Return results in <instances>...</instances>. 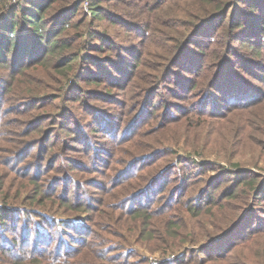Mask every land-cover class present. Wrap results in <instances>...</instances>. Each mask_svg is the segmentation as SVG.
Segmentation results:
<instances>
[{
	"label": "rangeland",
	"instance_id": "374dc122",
	"mask_svg": "<svg viewBox=\"0 0 264 264\" xmlns=\"http://www.w3.org/2000/svg\"><path fill=\"white\" fill-rule=\"evenodd\" d=\"M28 1L0 0V264L34 249L60 264H264V201L239 183L264 174V102L249 97L264 79L240 58L233 7L220 13L232 0H35L51 3L44 36L68 46L54 54L17 15ZM96 28L116 48L89 57ZM181 236L199 242L169 248Z\"/></svg>",
	"mask_w": 264,
	"mask_h": 264
},
{
	"label": "trees",
	"instance_id": "16d2710c",
	"mask_svg": "<svg viewBox=\"0 0 264 264\" xmlns=\"http://www.w3.org/2000/svg\"><path fill=\"white\" fill-rule=\"evenodd\" d=\"M102 0H99V2H101ZM262 2V0H259ZM258 0H232L231 4L227 5V7L224 9L222 8L220 11V13H223L224 11H226L228 8L233 7L232 9V14L230 19H232V27L231 29H237L239 32L238 34H240V38L243 42V44L245 45V49L247 50V52L250 54V56H243L240 54V58L244 64V66L246 68H251V70L253 71V74H255V78L257 79L259 78H263L264 79V74L259 75L260 72H264V61L262 60V56H264V11L262 10V6L258 3ZM84 2L85 0H80L79 4L80 6H78L79 8H84ZM95 2L94 0H90V3ZM254 2V3H253ZM241 3H245L247 4L244 7V11H247L249 13H251L253 15V26L252 27H248L247 25H245L244 23V13L243 12H238V10L240 9L239 4ZM24 3H22L21 9H20V13H17V15L20 16V19L24 22H28L29 26H31L33 28V31L35 34H37V43L39 45H41V43H43V41L45 42L44 45L40 46L39 48H37L36 52H42L44 50V48H47L48 52L51 53H55L57 48L59 47L60 50H64L66 47L65 42L63 43V41L59 42L58 38H51L49 40H47V36H44V30H47L49 28V23L47 22V15L45 13L46 8L50 7V2L45 3V5L42 3L41 5H39V3H37L35 0H30L27 2V4L23 5ZM103 4V3H102ZM43 5L45 6V9L43 8ZM97 6V5H96ZM101 6V4H100ZM43 8V9H42ZM92 9H95V7H93ZM256 10V11H255ZM17 11H15L16 13ZM95 15L97 14H101L97 11L94 12ZM9 22L4 24L5 27V34L7 37H9V31L10 29L13 30L14 33V28L17 26V24L19 23V19L18 16H16L15 14H9ZM72 17H69L67 15V12H65L64 14L61 15L60 17V22L58 25L60 26H65L66 24H69L71 22ZM224 17L223 15H221L220 20H223ZM113 21L117 22L118 21L116 19H113ZM73 28L75 27V24L72 20L71 22ZM151 26L153 27V25L151 24ZM62 29V28H61ZM61 32V31H59ZM89 35H90V39H93L94 44H92V46L94 49H90L91 54H89L88 56H92V54H97L100 53L104 50H112L114 51L116 48V42L112 39L111 35L109 32L103 31L101 29H93L91 31H89ZM99 43H96L97 41ZM113 53V52H112ZM26 55H28V52L26 51ZM78 56V55H76ZM112 56V55H111ZM141 58V57H140ZM140 58L137 60V64L140 60ZM111 61L117 63V61L115 59H112ZM101 62L97 61L96 64L99 65ZM115 63H111V64H115ZM66 65H62L61 68L58 67V71L60 73H65L67 70H69V67H65ZM131 65L128 64V69L130 68ZM115 68V66L113 67ZM87 76H90V81H93L94 78H99L98 76L96 77V75L93 74H89L87 73ZM95 76V77H94ZM230 86V83H229ZM231 89L233 90L232 92V96L235 100H243L246 96H248L249 93H242V90H238V87L236 84H233V86H231ZM75 90V89H74ZM251 99H254L253 101V105L260 103V102H264V92L261 91H252V93H250L249 96ZM77 98H79V96L77 95ZM257 116L263 121L264 123V108L259 111V114L257 113ZM264 162V161H263ZM253 164L257 167V168H261L264 169V164L262 165L259 161H254ZM260 171H253L249 174H246L244 178H242L240 180L239 183L243 184L241 186H247V194L244 198V200H247L248 198H253L256 202L257 201H264V174L263 173H258ZM239 185V184H238ZM237 187H232L233 190L228 191V196H232V197H236V199L238 198L239 194L237 196H234V191L236 189L239 190ZM240 186V188H241ZM206 200L207 197L204 195L203 200ZM249 205V204H248ZM248 205L246 206V208L248 207ZM191 210H193L191 208ZM263 209H260V213H261V217H263L264 219V211H262ZM2 211H0V220H2L1 215H2ZM257 210L254 209L253 206H251L246 215L244 217H248V218H254V216H256ZM234 217V216H233ZM232 217V218H233ZM231 218H228V220ZM264 222V221H263ZM1 224V223H0ZM239 226V224H237L233 230H235L237 227ZM232 230V231H233ZM194 231L189 229L188 230V234L193 233ZM147 238H151L152 237V232H147ZM1 238V236H0ZM182 240H188L190 242H199L198 238H188V237H184L181 236L180 238H170L167 240V243L169 244V248H174V246H176L180 241ZM207 246H203V249L201 250V253H205L208 254V250H207ZM35 251H32V253H30V255H27V253L25 254V256H17L18 257V264H60V261H56L54 262V258H50L47 259L46 257V252L40 254L35 253L37 252L36 249H34ZM203 251V252H202ZM75 258V257H73ZM75 260V259H73ZM79 262V261H78ZM78 262H74L72 261L70 264H79ZM160 263V262H159ZM164 264V263H161Z\"/></svg>",
	"mask_w": 264,
	"mask_h": 264
}]
</instances>
